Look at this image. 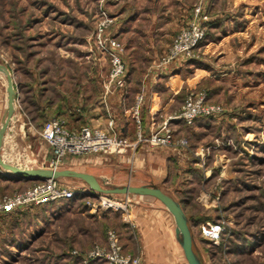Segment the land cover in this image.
<instances>
[{"label":"rangeland","instance_id":"374dc122","mask_svg":"<svg viewBox=\"0 0 264 264\" xmlns=\"http://www.w3.org/2000/svg\"><path fill=\"white\" fill-rule=\"evenodd\" d=\"M242 1L195 0L182 26L185 27L194 17V7H198L197 23L203 27V36L191 59L200 58L202 90L192 92L202 93L208 104L222 107V111L215 116L222 114L224 119L225 114L230 115L228 122L209 117L204 119V129L181 130L183 134L174 132L176 137L187 139L190 148L185 149L191 153L188 161L183 163L188 167L184 171L182 165L172 162L169 172L165 174L168 180L158 183L164 192L173 195L177 201L183 200L182 207L191 221L194 218H205L193 226L192 235L193 248L201 264H264V239L259 238L260 233L264 232V82L260 80L261 71L255 70L253 80L247 77L250 72L247 73L244 66L248 58L243 53L241 33L229 37L227 42L218 43L228 35L227 31L242 29ZM104 10L113 17L111 0H0V63L10 69L22 94L17 99V111L15 109L9 120L10 125L1 146L0 153L5 161L27 168L50 167V158L42 159L36 150L39 149V139H42L39 134L42 124L46 118L58 115L56 111L61 108L54 85L64 76H80L88 71L90 74L100 73V69L106 74L108 70V56H102L94 46L92 49L90 47L100 11ZM232 16L237 24L231 25ZM111 24L108 25V32L113 35ZM218 51L227 56L220 60L221 64L217 59ZM258 61L253 58V62ZM218 69H224V72L217 77ZM39 82L47 84L46 114L42 115L39 114L37 100H33L37 99L34 95ZM0 85L7 96V77L2 71ZM42 102L44 100L40 102L43 107ZM24 110L31 116L30 120L25 117V122L18 121L17 112L24 113ZM8 139L14 158L7 146ZM141 145L150 150L160 148ZM170 146L185 150L179 146ZM201 147L206 148L203 161L194 154ZM94 153L67 155L59 168L95 172L98 181L109 187L124 186L127 183H151L146 180V175L137 176L134 172L129 175L124 173L127 176L125 182L114 181L113 176L117 174H114V169L106 171L86 163L84 159ZM1 170L4 174L0 173V198L3 194L23 190L36 182L10 179L7 175L12 173L0 167ZM57 179L64 186L82 191L74 195L73 199L33 203L0 213V264L68 263L51 256L48 251L54 246H49L44 236L33 237L32 230L37 217H43L44 210L50 207L100 205L104 198L118 202L127 200V209L141 198L165 207L157 197L150 195L105 194L91 189L81 178L63 176ZM101 205L103 208L104 205ZM104 209L113 211V207ZM167 212L175 223L173 214L169 210ZM64 216L66 214L55 220L61 221ZM218 221L224 223L225 229L220 231L219 242L215 244L212 237L202 233V227L207 222ZM95 226L102 229L103 238L96 239L86 250L81 249L82 245L74 247L71 249L72 257L78 256L77 252H87L96 244L105 245L111 229L117 232L121 242L119 227L112 221ZM177 238L179 240L178 231ZM247 240L249 244H246ZM121 244L123 247V242ZM215 245H219V248H212ZM127 248L123 247L125 253L136 255Z\"/></svg>","mask_w":264,"mask_h":264},{"label":"crops","instance_id":"0c3cea01","mask_svg":"<svg viewBox=\"0 0 264 264\" xmlns=\"http://www.w3.org/2000/svg\"><path fill=\"white\" fill-rule=\"evenodd\" d=\"M194 1L111 0L112 8H114L111 31L120 42H123V57L128 65L125 89L113 88L106 91V74L102 73V69L100 73L90 74L88 71L80 76H64L53 87L60 98L61 105V108L56 111L58 114L56 116L66 121L68 127L72 129H77L80 125L105 128L108 118H112L119 134L133 138L135 122L131 109L139 94L141 95L140 117L144 133H148L169 114L178 111L188 93L202 90L200 58L194 60V58L180 56L164 65H159L158 61L160 55L167 50L173 35L190 15L192 10L190 7ZM240 9L242 29L227 31L228 35L221 38L218 43L220 45L221 42H227L229 37L241 33L243 53L248 58L244 66L246 72H250L247 77L253 80L255 70L261 71L260 80L264 82V0H244ZM234 19L235 17L230 20L231 25L237 24ZM217 54L218 62L221 64L220 60L227 56L221 55L220 51ZM253 58L255 61L259 60V63L253 62ZM194 66L195 68L192 69ZM223 72L224 69H218L217 77ZM36 85L34 96L37 99L33 100L38 102L39 114H46L45 87L47 84L39 82ZM20 95L22 94L19 91V99ZM43 100L42 107L40 102ZM6 101V93L0 85V118ZM15 109L17 111V108ZM17 113L18 121L25 122V117L30 120L31 116H28L25 110L24 113L23 111ZM229 117L227 113L224 119L222 114L212 116L211 119L228 122ZM232 117L234 119V115ZM206 118L208 117H200L192 124H187L181 119H171V124L174 132L183 134L181 130L204 129ZM39 143L37 155L48 160L52 154L48 144L43 138L39 139ZM190 153L186 149L181 150L172 146L150 150L145 145H140L134 153L117 156L94 153L84 160L90 163L89 165L102 167L106 171L114 169V174L121 172L129 175L134 172L137 176L146 175V180H149L150 184L158 185L160 181L168 180L165 174L169 172L172 162L182 165L185 171L188 166L183 162L188 161ZM87 172L96 176L95 172ZM0 173L4 174L2 170ZM43 214L44 216L37 217L34 223L33 237L44 236L49 246H54L48 251L51 256L64 259L68 262L67 264H106L100 258L83 262L79 256H71V249L82 245L81 249L86 250L96 239H102V229L95 225L100 226L107 221H112L119 227L123 247H128V250L130 249L133 254L140 257L139 264H187L181 243L177 238V225L165 207L158 203L151 204L141 198L135 200L134 204H130L126 212L86 205L79 208L50 207L45 209ZM64 214L67 217L64 216L63 220H55ZM43 252L44 250L41 251Z\"/></svg>","mask_w":264,"mask_h":264},{"label":"built area","instance_id":"2783aa9c","mask_svg":"<svg viewBox=\"0 0 264 264\" xmlns=\"http://www.w3.org/2000/svg\"><path fill=\"white\" fill-rule=\"evenodd\" d=\"M200 9L194 7V17L182 27L172 38V42L167 50L160 55L158 64L164 65L173 59L185 56L191 58L194 49L197 48L201 37L203 36V27L197 23V12ZM99 18L95 25L93 41L90 45L98 50L102 56L107 55L109 58V67L106 71L105 89L110 91L113 88L124 90L126 85L127 62L122 53L124 50L123 42L108 32L114 18L105 10L100 11ZM141 95L134 101L131 109L132 118H134L135 129L134 137L120 135L117 132L115 121L108 118L105 128L90 127L89 125H80L77 129L68 127L66 121L58 116L46 118L39 134L48 144L52 152L48 165L52 168H59L63 162V158L67 155L88 154L99 152L103 154H124L137 150L139 145L146 144L149 147L161 146H179L181 148H190L186 137L179 138L175 136L174 128L171 124V119H181L187 124H192L194 120L204 116H215L222 111V107L218 104L210 105L205 101L204 94H195L190 92L184 98V103L178 111L169 114V116L159 123L148 133H144L142 129V118L140 117ZM17 102V100H16ZM194 153V152H193ZM199 156L200 161H203V156L206 155V148L201 147L199 151L194 153ZM82 189H74L62 185L57 178L48 177L39 179L30 187L23 190L3 194L0 198V213L18 208L23 205H31L33 203L49 202L51 200L70 199L78 194ZM88 192L91 193L89 190ZM103 208L118 209L126 212L129 206L127 200L118 202L115 200L103 199L101 203ZM91 204V206L102 205ZM225 229L224 223H206L202 227L204 235L212 237L214 243L218 244L219 233ZM76 253L77 251H73ZM78 256L83 262H88L90 259L100 258L107 264H139L140 257L125 253L117 232L113 229L108 232L106 244H96L92 249L85 253H78Z\"/></svg>","mask_w":264,"mask_h":264},{"label":"water","instance_id":"95a60500","mask_svg":"<svg viewBox=\"0 0 264 264\" xmlns=\"http://www.w3.org/2000/svg\"><path fill=\"white\" fill-rule=\"evenodd\" d=\"M0 71L4 73L7 77V101L5 105L4 112L0 118V150L3 144V135L6 132L7 128L10 125L9 120L13 116L15 112V103L19 97V91L17 88L16 81L14 76L10 72V69L0 63ZM0 167L3 169L10 171L13 176H22L36 179H45L48 177H63L70 176L75 178H81L85 182L88 183L91 189H95L99 192L110 194V193H135V194H143L150 195L153 197H157L166 207L167 210L173 214L175 219V225H177V231L179 235V240L182 246L183 255H185L186 261L188 264H201L198 255H196L193 248V240H192V232L190 224L187 221L184 210L181 208L179 201H177L173 195L167 194L162 190L158 185L152 184H140L134 185L131 183H127L124 186H103L100 181H98L97 177L90 172L83 170H75L71 168L64 167L60 168H52V167H32L27 168L19 165H14L5 161L2 157V153H0Z\"/></svg>","mask_w":264,"mask_h":264},{"label":"trees","instance_id":"16d2710c","mask_svg":"<svg viewBox=\"0 0 264 264\" xmlns=\"http://www.w3.org/2000/svg\"><path fill=\"white\" fill-rule=\"evenodd\" d=\"M205 117H212V116H205ZM120 135H122V134H120ZM123 135H125V134H123ZM8 178H10V179H14V180H25V181H27V180H35V181H38L39 179H36V178H29V177H10V176H8ZM70 199H73V197L72 198H70ZM182 201L183 200H181V201H179V203H180V205H181V208L183 209V207H182ZM184 210V209H183ZM184 212H185V210H184ZM185 215H186V213H185ZM186 218H187V221H188V223L190 224V227H191V232H192V235H193V226L194 225H196V224H199L200 222H202L203 220H205V218H194V220H190V217H188V215H186ZM192 219V218H191ZM190 221V222H189ZM259 238H263L264 239V232L263 233H260V235H259ZM249 244L250 242H249V240H247L246 241V244ZM219 245H220V243H219ZM219 245L218 246H212V248H219Z\"/></svg>","mask_w":264,"mask_h":264},{"label":"bare ground","instance_id":"6f19581e","mask_svg":"<svg viewBox=\"0 0 264 264\" xmlns=\"http://www.w3.org/2000/svg\"><path fill=\"white\" fill-rule=\"evenodd\" d=\"M8 131V128H7V130H6V132ZM6 132L4 133V135H3V138H4V136H5V134H6ZM3 140H5V138L3 139ZM4 142V141H3ZM7 146L9 147V150H10V153H11V155H12V157L14 158V153H13V151H12V147H11V143H10V140L8 139L7 140ZM12 164H14V165H19L18 163L16 164V163H12ZM20 166V165H19ZM12 176H13V174H11ZM14 177H17V176H14ZM18 177H22V176H18ZM113 179H114V181H117V182H119V183H122V182H125V180L127 179V176H126V174H124V173H117V174H115L114 176H113ZM134 185H138V184H134ZM86 191V190H85ZM62 200V199H61Z\"/></svg>","mask_w":264,"mask_h":264}]
</instances>
